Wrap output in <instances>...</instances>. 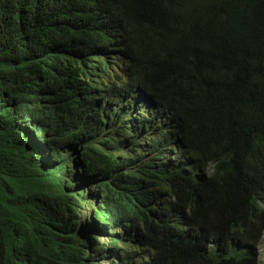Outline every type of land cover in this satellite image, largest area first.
I'll return each instance as SVG.
<instances>
[{
  "label": "trees",
  "instance_id": "trees-1",
  "mask_svg": "<svg viewBox=\"0 0 264 264\" xmlns=\"http://www.w3.org/2000/svg\"><path fill=\"white\" fill-rule=\"evenodd\" d=\"M263 236L264 0H0V264H259Z\"/></svg>",
  "mask_w": 264,
  "mask_h": 264
},
{
  "label": "rangeland",
  "instance_id": "rangeland-1",
  "mask_svg": "<svg viewBox=\"0 0 264 264\" xmlns=\"http://www.w3.org/2000/svg\"><path fill=\"white\" fill-rule=\"evenodd\" d=\"M80 230V228H77L76 231ZM258 254H259V262L260 264H264V237L261 242V245L258 247Z\"/></svg>",
  "mask_w": 264,
  "mask_h": 264
},
{
  "label": "bare ground",
  "instance_id": "bare-ground-1",
  "mask_svg": "<svg viewBox=\"0 0 264 264\" xmlns=\"http://www.w3.org/2000/svg\"><path fill=\"white\" fill-rule=\"evenodd\" d=\"M77 228H80V227L78 226ZM77 228H76V229H77ZM263 237H264V236H263ZM260 245H261V243H260ZM260 245H259V246H260ZM257 254H258V248H257ZM258 257H259V254H258ZM259 264H260V262H259Z\"/></svg>",
  "mask_w": 264,
  "mask_h": 264
}]
</instances>
